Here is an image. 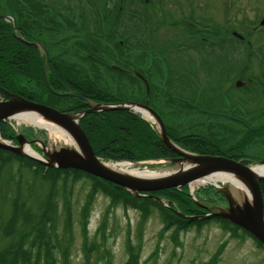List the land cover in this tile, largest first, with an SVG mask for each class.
I'll list each match as a JSON object with an SVG mask.
<instances>
[{
  "label": "trees",
  "instance_id": "trees-1",
  "mask_svg": "<svg viewBox=\"0 0 264 264\" xmlns=\"http://www.w3.org/2000/svg\"><path fill=\"white\" fill-rule=\"evenodd\" d=\"M45 1L47 0H0V86L31 100L57 106L62 111H82L88 108L85 100L80 97L58 95L48 89L44 69L45 55L38 46L26 43L18 37L34 41L39 39V35L47 34L49 40L42 43L50 52L47 75L55 90L62 93L75 91L93 102L118 103L126 100L125 93H123L125 96L121 97L120 95L123 94L118 95L103 86L102 80L99 77L101 81L97 79V76L91 71L95 70V66L97 70H101L103 67L109 72H117L121 79L130 76L142 86L141 93H144L143 82L133 70V68H137L136 70L141 71V68L145 66V57L140 53L142 46L139 42L136 45L131 44L132 48L127 50L125 44H121L117 37L111 36L107 41H96L97 32L88 28L90 32L87 31L81 22L77 21L74 25L69 20L61 22L48 20L47 14L50 12V6ZM13 19L17 22V32H15ZM85 36L88 37L87 40ZM115 40L118 41L117 44ZM89 43H94L98 51ZM103 43H107L105 48L102 46ZM110 49L114 51H110ZM66 51H73L76 57L88 61L87 66L91 69L85 71L83 68L66 62L64 60ZM128 51L129 53H127ZM124 62L132 66L129 67L132 69L129 73L121 72L113 67V64H124ZM147 74H149L151 82L146 74L142 75L148 78L151 85L163 81L157 79L159 74L151 67H147ZM242 76L241 73L238 77L243 78L244 76ZM247 77L256 82L252 74H248ZM170 89L158 90V86L153 85L152 94L156 92L159 95L167 133L177 145L189 151L228 155L237 160L253 158L248 154L239 153L238 150H246L247 153H251L255 152L256 147L260 148L258 143L264 145V124L254 126L252 124L253 117L247 112L237 113L244 120L245 128L242 132L240 131V134L237 132L236 135L226 136L219 127L211 126L205 122H201L197 130L188 132L187 124L176 126L174 119L176 111L172 112L169 100ZM135 93L133 90L127 96ZM197 93L198 90H195V95L190 99L196 103L194 105L203 110L180 105L181 110L202 117H213L216 112H219L218 115L223 117L236 114L231 109H226L222 102L229 98L224 92H211V95H197ZM215 102L222 103L214 104ZM260 109L261 107L254 112L260 111L259 113H261ZM221 121L222 127L228 123ZM80 124L87 133L97 156L105 160L145 161L170 159L178 156L162 141L159 133L148 121L130 110L88 112L80 119ZM0 132L2 137L7 139L15 138L16 135L8 121L0 122ZM262 149L264 148H261L260 151ZM253 160L259 161L256 158ZM260 161H264V159ZM245 162L248 163L246 160ZM11 163H18L21 168L30 169L36 176L51 182L55 189L60 181L64 182L69 178L78 180L83 176L90 177L93 193L101 192L109 197L110 203L113 205L136 209L144 219L156 210L164 228L172 229L175 232L190 228L199 229L205 225L217 223L233 236H237L239 233L249 235L264 247V244L246 229L225 218L207 215L209 211L204 205L214 203L213 193L224 201L222 194L214 187L197 190L196 195L191 193L188 184L180 188H167L136 195L119 184L86 171L75 168L46 167L27 156L0 148V164ZM260 184L264 199V181H261ZM200 191L203 196L198 194ZM152 196L164 199L167 205ZM9 204L13 209L10 216L5 218L0 211V264H57L56 249H60L66 256L65 234L57 235V203L51 194L46 195L44 200L38 204L39 213L33 212L31 207L26 203H21L17 197H12ZM220 253L219 251L216 256ZM65 263L68 264L67 261ZM125 264H141L140 257L134 247L129 248V257Z\"/></svg>",
  "mask_w": 264,
  "mask_h": 264
},
{
  "label": "rangeland",
  "instance_id": "rangeland-1",
  "mask_svg": "<svg viewBox=\"0 0 264 264\" xmlns=\"http://www.w3.org/2000/svg\"><path fill=\"white\" fill-rule=\"evenodd\" d=\"M106 1L47 0L45 2L49 6L51 4L57 14L54 15L49 12L47 14L48 20L58 22L69 20L74 25L77 21L78 23L81 22L86 29L95 30L104 41H107L110 38H107L109 34L107 15L101 8L102 2L108 5ZM119 1L115 0L117 4ZM207 2L212 3L215 7V4H220V2L223 4L226 0H207ZM140 3L139 0H121L119 4L121 7L117 15L119 16L120 13L122 15L117 21L116 27L121 34L126 35V43H124L126 48L128 47L126 44L136 45L138 41H140V45L146 46V44H143V40L148 39L150 44H147V46L153 52L164 54L169 67H183L186 69V73L188 70L190 77L194 74L193 82L196 84V89L191 88L186 79H176L172 73L167 75L169 82L181 83L182 89H185L186 86L184 92L188 94L189 91L198 90L199 88L205 90L206 95H211V92H224L233 101L242 100L245 111L254 118H252L254 126L264 124V89L247 77L248 74H252L264 80V68L261 67L264 64H260L262 63L260 62L262 57L257 58L258 55L253 51L255 47L252 44L248 47L244 46L242 53H237L239 47H235L233 41L234 45L229 44L222 47L219 40H214L216 39L214 36L206 35V39L211 38L214 40L213 43H210V40L206 41L199 36L201 34L193 35L188 30H181L180 25L175 26V29L172 27L164 29L162 36L161 32L156 31V28H151L149 37L144 39L140 30L141 25L128 20L130 13L127 16L124 13L126 9H129L127 5H130L132 12H137V9L141 8ZM262 13H264V10H262ZM72 15L73 18H71ZM111 17L112 13L109 18L111 19ZM12 21L14 23V20ZM33 22L35 23V21ZM88 29L87 31H89ZM121 36L123 37V35ZM18 37L21 39L20 36ZM115 43L117 44L118 41L115 40ZM106 44L103 43L102 46L105 48ZM176 44L179 46L178 49L173 47ZM110 51L114 50L110 49ZM64 60L76 67L85 69V71L91 69L87 66L89 62L76 57L73 51H66ZM94 69L91 70L92 73L97 76V79L102 80L99 79L105 88L118 95L126 94V96L125 94L120 95L121 97H127L126 100L121 102L143 104L142 86L137 84L130 76L121 79L117 72H109L103 67H101V70H97L94 66ZM241 73L244 76H242V79L238 77ZM144 74L149 77L146 71ZM238 80H242L243 83L236 85ZM133 90L136 93L140 92V94L136 95L135 93L127 96ZM44 97L47 98L48 96ZM219 103L222 102H215L214 104ZM260 107L261 113H259L260 111L255 113L254 111ZM130 112L138 115L144 114L135 110H130ZM175 113L176 126L187 124V132L197 130L201 122L219 127L226 136L236 135L237 132L240 134V131L242 132L245 128V125H243V128L238 127L230 119H228L226 126L222 127L221 120L227 122V119L221 115L202 117L189 111H183L181 108L178 109V113ZM202 118H204L203 121ZM9 122L15 127L18 133L17 136L22 135L28 141H32L33 147L37 150L43 143L47 144L50 149L74 147L71 144L51 140L47 130L26 123H19L14 118H11ZM152 123L157 126L154 122ZM248 123L252 125L250 122ZM36 140L38 142H35ZM9 142L18 144L12 139ZM258 144H260V148L256 147L255 152L247 153L246 150H238L239 153H245L253 157L249 159L242 158L246 161L249 160V165H264V162H259L264 159V149L260 151L261 148H264V145H261L262 143ZM189 152L203 155L199 152ZM41 154L43 153L41 152ZM254 158L259 159V161L253 160ZM150 162L148 161L147 164L149 168L170 167L169 162L166 160H160L158 163ZM193 183H191L190 188L193 189L192 193L195 195L197 190L207 187H214L215 190L220 192L213 183ZM217 185L223 189L229 184L218 182ZM56 188H53L51 182L36 176L30 169L21 168L18 163L0 164V211L5 218L10 216L13 211L9 204L12 197H17L21 203H26L35 213H39L38 204L44 200L46 195L51 194L55 198L57 203V235L65 234L66 251V256H64L60 249L55 250L57 264H66V261L68 264H125L131 247H134V250L138 253L141 264H264V247L259 245L253 237L243 233L233 236L217 223H211L199 229L190 228L178 232L166 229L156 210L144 219L136 209L113 205L106 195L101 192L93 193L90 177L83 176L78 180L69 178L64 182L60 181ZM198 194L203 196L202 191ZM212 195L214 203H206L211 208L208 211H217L219 208L227 209L226 202L220 200L216 194L213 193ZM204 199H206L205 196ZM164 202L166 203L165 200ZM219 251L221 253L216 256Z\"/></svg>",
  "mask_w": 264,
  "mask_h": 264
},
{
  "label": "water",
  "instance_id": "water-1",
  "mask_svg": "<svg viewBox=\"0 0 264 264\" xmlns=\"http://www.w3.org/2000/svg\"><path fill=\"white\" fill-rule=\"evenodd\" d=\"M13 20L16 32L18 30V26L15 19ZM21 40L33 45L41 46L36 41H28L24 38H21ZM45 52V78L50 91L58 95L66 94L68 96L80 97L85 100L88 108L82 111H61L58 108L27 99L0 86V122L12 118L17 113L25 110H32L46 120L60 124L69 130V132L73 135L76 144L72 148L61 147L59 149H50L47 144L43 143L41 148L45 154L42 156H34L24 151L25 145L31 144L32 141H27V139L21 135L18 137L19 146L0 140V148L10 150L22 156H27L46 167L75 168L86 171L94 176L119 184L136 195L142 194V192H153L167 188H180L186 184H190L196 180L205 178L208 175L215 173L231 172L237 174L245 178L246 181L251 184L253 190L252 202L244 199L243 203H238L233 196L230 186L228 185L226 188H219L228 203L227 209L219 208L217 211L213 210V212L207 213V215H215L235 223L236 225L246 229L264 244V200L260 187V181L264 180V175H257L258 173L253 170L254 165L246 164L242 160H237L228 155H199L182 149L169 137L166 125L159 114L147 104L134 102L94 103L78 92L70 91L62 93L55 90L47 77L50 57L46 48ZM136 74L144 79L140 73L136 72ZM242 83L243 82H238L239 85ZM129 104H136L152 114L154 122H157L160 132L159 135L162 141L178 155L175 158L166 159V161L172 165L171 167L178 165L182 161L190 160V165L188 167L186 166L164 176L143 178L128 176L123 173L116 172L102 164V159L95 153L94 148L79 120L88 112L122 109L135 110L133 107L129 106ZM139 112L142 111L140 110ZM35 142L38 141L36 140ZM145 162L148 161H144L143 163ZM154 198L164 205H167L160 198ZM200 204L204 205L203 203ZM204 206H206L207 209H211L207 205Z\"/></svg>",
  "mask_w": 264,
  "mask_h": 264
},
{
  "label": "flooded vegetation",
  "instance_id": "flooded-vegetation-1",
  "mask_svg": "<svg viewBox=\"0 0 264 264\" xmlns=\"http://www.w3.org/2000/svg\"><path fill=\"white\" fill-rule=\"evenodd\" d=\"M120 1L117 4L115 0H107L106 2L108 5H106L105 2H102L101 8L102 11H104L107 15L106 20L108 23V33L112 34L107 35V38L111 36L115 38L117 37L118 41L121 44H124L126 43V35L121 34L116 27V23L119 21L120 16L122 15L121 13L119 16L117 15L119 11L118 8L120 9L121 7L119 5ZM139 1L141 2L139 4L141 8L137 9V12H132L130 5H127L129 6V9H126L124 13H126V16L130 13L128 20L131 22L134 21L135 23L141 25L140 30L144 39L149 37L151 33L149 30H151V28H156V31L161 32L162 36L164 29L169 27L175 29V26L180 25L181 30H188V32L193 35L201 34L199 36H201L206 41L210 40V43H213L214 40H219V42L222 44V47L228 46L229 44L234 45L232 43L233 41L235 43L234 46L239 47V51H237V53H242L244 46L248 47L252 44L255 47L253 51L256 53V55H258L257 58L259 59L262 57L260 61L262 63L260 64H264V13H262V10H264V0H226V2L223 4L221 2L220 4H215V7L212 3H208L207 0ZM185 6H187V8H185ZM54 10L55 9L52 8L50 4V12H52L54 15H57ZM110 12L112 13L111 19L109 18L111 16ZM121 35H123V37ZM206 35L210 37L214 36L216 39H206ZM38 38V41L40 42L49 40V36L47 34L39 35ZM85 38L86 40L88 39L87 36H85ZM95 39L96 41L103 40L99 33L95 35ZM138 42L140 43V41ZM89 44L94 49H96V51H98L94 43ZM143 44H146V46L141 45L142 50H140V53L143 55V57H145V66L141 68L140 72L144 75V72H147V67H151L152 70H156L159 74V77L156 76L157 79L163 81H158L157 83H153L151 85L148 78L145 76L146 82L142 80V84L144 86V93H142V103L153 108L163 119V113L160 105L162 102H159V95L156 92L152 94V88L153 85H155L158 86V90H162L163 88L170 89L172 87L170 89L171 97L169 99L172 102V111L178 112L180 105H184L187 108H198L197 105H194L196 103L190 99L191 96L195 95V90L189 91L188 94L184 92L186 86L185 89H182L181 83L174 81L169 82L167 77L168 74L172 73L176 79H186L188 84L191 85V88L196 89V84L193 82L194 74L190 77L188 70L186 73V69L183 67H169L167 61L165 60L164 54H158L150 50V48L147 46V44H150L148 39L143 40ZM126 45H129L127 50L132 48L131 44ZM173 47L177 49L179 48L177 44ZM127 53H129V51ZM249 53H251V51H249ZM113 67L125 73L132 71V69L129 68L132 66L127 62L118 65L113 64ZM261 67L264 68V66ZM136 69L137 68H133L134 71ZM254 78L256 80V84L264 89V80L258 76H254ZM238 82L243 81L238 80L236 85H239ZM201 94H205V90L199 88L197 95ZM222 102L224 103L226 109H231L233 112H236V114L224 116L226 117L227 122L229 121L228 119H230L233 123H236L238 127L243 128L242 125H244V120L241 116L237 115L238 112H241L242 114L244 112L246 113L242 100L233 101L229 98H226ZM198 109L203 110L202 108ZM214 115L216 116L218 113L216 112Z\"/></svg>",
  "mask_w": 264,
  "mask_h": 264
},
{
  "label": "bare ground",
  "instance_id": "bare-ground-1",
  "mask_svg": "<svg viewBox=\"0 0 264 264\" xmlns=\"http://www.w3.org/2000/svg\"><path fill=\"white\" fill-rule=\"evenodd\" d=\"M129 106L133 107L135 110H141L144 115L152 119L154 118L152 114L142 109L140 106L136 104H129ZM13 118L19 123H26L32 125L34 127L47 130L49 138L53 141H58L65 144H71L75 146L76 142L73 135L60 124L53 123L45 118L41 117L38 113L32 110H25L23 112L17 113ZM156 122V121H155ZM157 123V122H156ZM24 151L34 155L41 156L36 149H34L30 144H26L24 147ZM152 162H160V161H151ZM102 164L107 168L113 169L116 172L123 173L128 176L135 177H143V178H153L158 176H164L168 173L180 170L184 167H188L190 165V160H185L180 162L178 165L173 167H148V162L145 163H134L128 160H119V161H104L102 160ZM144 164V165H143ZM253 170L258 173L257 175H264V165H254ZM218 182H225L229 184L230 189L233 193L234 198L238 203H242L244 199H247L249 202L253 200V190L251 184L246 181L245 178L231 173V172H222L208 175L205 178H201L196 180L193 184H218Z\"/></svg>",
  "mask_w": 264,
  "mask_h": 264
}]
</instances>
